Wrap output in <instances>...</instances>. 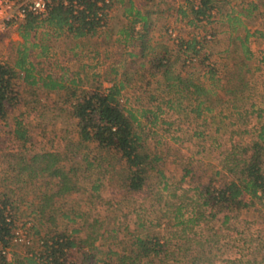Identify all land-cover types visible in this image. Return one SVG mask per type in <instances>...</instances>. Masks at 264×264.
<instances>
[{
    "label": "rangeland",
    "instance_id": "1",
    "mask_svg": "<svg viewBox=\"0 0 264 264\" xmlns=\"http://www.w3.org/2000/svg\"><path fill=\"white\" fill-rule=\"evenodd\" d=\"M148 1L112 0L98 37H56L42 29L28 41V67L33 66L37 79H65L81 96L123 82L124 108L136 115L148 150L162 161L137 194H129L123 187L120 164L112 161L115 170L107 162L103 168L87 169L84 157L92 161L99 157L95 146L79 150L75 160H66L68 168L78 170L69 175V181L62 176L31 175V170L21 172V162L27 158L30 163L37 154L51 152L72 158L66 149L77 144L78 136L65 111L70 96L66 91L49 92L19 82L22 104L13 110L9 125L0 122V195L8 194L14 202L21 238L9 254L15 264H22L28 254L23 244L38 242V230L42 237L48 232L73 234L86 242L83 252L96 255L95 259H105L110 250L123 253L133 236L157 235L175 252L176 259L169 264H264L261 209L233 214L228 223H224V215L210 219L208 213L200 225H178L196 217L197 182L216 178L219 183L222 178L216 177L217 172L230 174L226 158L233 146L247 145L257 135L258 113L264 110V0H215L214 23L204 21L200 29L190 26L179 12L197 6L200 0ZM130 3L149 19L148 46L154 52L169 51L176 60L180 41L197 37L206 45L203 53L197 59L178 60L172 80L163 74L152 78L148 70L152 51L143 52L140 43L125 44L124 32L134 22L126 13ZM253 6L257 9L249 12ZM21 24L0 32L1 63L14 66L19 60L25 43ZM141 26L136 24V31ZM247 31L252 35L249 61L237 39L244 40ZM199 88L205 94L198 95ZM25 101L31 104L27 106ZM201 101L206 104L198 113ZM21 114L29 130L26 145L13 135V118ZM102 155L112 158L109 153ZM64 184L70 190L60 193ZM45 205L49 207L44 209ZM81 253L76 254L79 262Z\"/></svg>",
    "mask_w": 264,
    "mask_h": 264
},
{
    "label": "trees",
    "instance_id": "2",
    "mask_svg": "<svg viewBox=\"0 0 264 264\" xmlns=\"http://www.w3.org/2000/svg\"><path fill=\"white\" fill-rule=\"evenodd\" d=\"M111 6L112 0H50L48 12L44 16L29 15L26 18L20 25L21 35L25 43L19 60L14 66L0 62V122L9 125L13 110L22 104L19 82L28 86H40L49 92L66 91L70 96L65 111L73 120L78 136L77 144L73 142L66 149L67 153H71L72 158L51 152L37 154L33 156L30 163L26 162L27 158L21 162V172L31 170V175L49 174L53 179L62 176L64 181H69V175L74 173L76 168L69 167V169L66 160H75L77 158L74 157H78L79 150L95 146L99 157L95 156L92 161L85 156L84 160L88 162L87 169L103 168V162H107L115 170L116 164H120L122 168L119 170V175L123 187L129 194H137L145 189L149 174L157 169L162 158L151 154L147 148L145 132L142 128L139 129L138 118L133 112L124 108L121 96L125 84L123 82L114 83L106 89L101 86V88L81 96L77 94L76 89L68 87L65 79L58 80L53 76L35 78L33 66L28 67L27 61L28 49L26 45L34 33L44 29L47 31L46 35L53 34L56 37L65 34H70L75 39L98 37L104 27V18ZM216 7L215 0H200L197 6H191L189 9L182 8L179 12L182 18L189 20L190 26L200 29L199 25L204 21L207 22V25L214 23L212 19ZM256 9L257 7L253 6L252 10L249 9L248 11L252 12ZM126 13L133 16L134 22L124 32L125 44L140 43L143 52L145 50L152 51L148 69L152 78L163 74L172 80L171 72L178 60H181L182 57L197 59L206 48V45L197 37L186 42L180 41L176 49V60H172L169 51L158 53L148 46L150 42L148 39L150 30L148 17L143 16L133 3H130V8L126 10ZM138 23L142 26L141 30L136 31V24ZM202 28L206 29L205 26ZM212 35L214 36V32ZM251 36L250 32L247 31L244 40L237 38L240 40L243 54L248 61L253 57L249 48ZM33 46L39 47L36 44ZM44 50L47 51L46 48ZM141 56L147 57L143 53ZM204 58L203 61H206L209 56ZM261 63L264 65V54ZM210 71L211 75H215L213 74L214 69L211 68ZM176 78L179 82L182 81L180 75ZM73 83L75 82L73 81ZM192 87L197 86L192 85ZM200 88L197 94L201 96L205 93L200 92ZM24 104L28 106L31 102L25 101ZM205 104V101H201L196 107V112L200 113ZM263 111L260 110L258 113L259 128L255 138L247 145L233 146L228 154L226 159L230 163L228 166L230 174L223 176L221 172H217L216 177L221 176L222 178L219 183H216V178H210L207 182H197L195 187L196 206L193 209V211H197L196 217L178 225L189 223L200 225L208 219V213L210 219L224 215V223H228L232 215L236 213L251 209L256 211L261 209L264 212ZM154 115L156 116V114ZM157 119L158 117H156ZM12 123L14 138L26 145L29 142V130L25 125V115L21 114L13 118ZM73 149L77 152H74ZM104 153L111 154L112 158H103L102 154ZM56 165L57 168L54 169ZM187 172L190 173L191 170ZM95 189L98 190L99 187H95ZM69 190L70 187L64 184L59 192L66 193ZM47 207L49 206H43L44 209ZM15 210L16 207L11 197L8 194H1L0 264H15V261L9 257L11 249L19 243V226ZM181 210L179 209V211ZM52 233L48 232L42 237L38 230L36 231V235L39 237L38 242L36 241L31 245L30 241H27L23 244L29 250L27 256L22 260V264H169L170 260L176 259L175 252H171L169 242L157 235L133 236L123 253L110 250L105 259H95L96 255L83 252L86 245L85 241H81L73 234ZM77 253H81L83 257L80 262L76 256ZM156 259L160 263H157ZM189 264H196V261Z\"/></svg>",
    "mask_w": 264,
    "mask_h": 264
},
{
    "label": "built area",
    "instance_id": "3",
    "mask_svg": "<svg viewBox=\"0 0 264 264\" xmlns=\"http://www.w3.org/2000/svg\"><path fill=\"white\" fill-rule=\"evenodd\" d=\"M49 5L50 0H0V32L23 23L29 15L44 16Z\"/></svg>",
    "mask_w": 264,
    "mask_h": 264
}]
</instances>
